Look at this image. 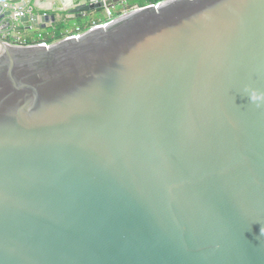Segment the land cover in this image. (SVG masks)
<instances>
[{
    "label": "water",
    "instance_id": "95a60500",
    "mask_svg": "<svg viewBox=\"0 0 264 264\" xmlns=\"http://www.w3.org/2000/svg\"><path fill=\"white\" fill-rule=\"evenodd\" d=\"M31 1L0 2V264H264V0L7 44L110 0Z\"/></svg>",
    "mask_w": 264,
    "mask_h": 264
},
{
    "label": "rangeland",
    "instance_id": "374dc122",
    "mask_svg": "<svg viewBox=\"0 0 264 264\" xmlns=\"http://www.w3.org/2000/svg\"><path fill=\"white\" fill-rule=\"evenodd\" d=\"M156 1L158 3L160 2L158 0H110L107 2V7L114 14V17L112 19H118L119 17L130 12L131 10L141 8L150 4H155L157 3ZM105 11L107 12L106 9ZM97 14L99 15H95L93 17H89L90 15L88 14L89 16H86L83 21H77L75 23H67V24L64 23V18H63L64 15L66 14L64 13L58 14L57 15L58 22L52 24L51 27L49 26V28L47 27L44 31L41 30V27H36V26L32 27L34 31L39 32V34L34 33V34H30L29 36L13 35L10 38V40L12 41L17 40L19 42L18 46H26V45L42 44V43H46V44L54 43L66 39L70 36L78 35L79 32L75 31L73 27L74 28H76V26L82 27L85 26V24L92 25V23L94 22L96 23V25H99L109 21L105 18L104 9L102 11H99ZM84 21H86L87 23L83 24ZM87 30H84L82 32L85 31L87 32ZM38 35H42L41 40L40 38H38ZM12 45L15 44L12 43Z\"/></svg>",
    "mask_w": 264,
    "mask_h": 264
},
{
    "label": "built area",
    "instance_id": "2783aa9c",
    "mask_svg": "<svg viewBox=\"0 0 264 264\" xmlns=\"http://www.w3.org/2000/svg\"><path fill=\"white\" fill-rule=\"evenodd\" d=\"M158 1H160L159 3H162V2H164L166 0H158ZM159 3H157L156 5H158ZM21 4H22L21 2L17 3V7H20ZM4 5H5V7H8V4L7 3H5ZM29 8H31V6L29 5V2H28V6L24 10L23 9H19V10H15L13 12V14L11 16L12 19L14 21H16V22H19V20H20L21 17H23L25 15H31L32 13H34ZM105 9L107 10V12L105 11ZM104 14H105V18L107 20H109L108 22H105V23H102V24H99V25H96V23L94 22V23H92V25L91 24H85L86 27L85 26H82V27L81 26H79V27L76 26V28L73 27V29L75 31H78L79 34L78 35H74V36H70V37H76V36L83 35L86 32V31L85 32H82L84 30H87V29L88 30H91L92 28L98 27V26H106V25H108V24H110V23H112L113 21L116 20V19H112L114 17V14L107 7V4H106V6L104 8ZM86 15L87 14H82V15H68V14H66L63 17L64 18V23L67 24V23H75L77 21H82V20L85 19ZM75 16H77V17H75ZM10 38H11V34H7V35H3L2 36V40L4 42H6L7 44L12 45V43H14L15 45H13V46H18L19 45V42L17 40H13L12 41V40H10ZM0 51H1V47H0Z\"/></svg>",
    "mask_w": 264,
    "mask_h": 264
},
{
    "label": "crops",
    "instance_id": "0c3cea01",
    "mask_svg": "<svg viewBox=\"0 0 264 264\" xmlns=\"http://www.w3.org/2000/svg\"><path fill=\"white\" fill-rule=\"evenodd\" d=\"M3 0H0V2H2ZM31 0H26V2L28 3V2H30ZM48 0H46V1H41V0H34V1H31V3H32V6H34V8L35 9H37L36 7H42L43 5H47V2ZM6 2V1H5ZM49 26L51 27V25H48L47 27L49 28ZM46 27V28H47ZM45 28V29H46ZM45 29H42L41 28V30L42 31H44ZM39 34V32H35L34 31V29L32 28L31 30H29V31H23V32H20V33H12L11 34V37L13 36V35H17V36H29L30 34ZM42 35H38V37H41Z\"/></svg>",
    "mask_w": 264,
    "mask_h": 264
},
{
    "label": "flooded vegetation",
    "instance_id": "af4514ba",
    "mask_svg": "<svg viewBox=\"0 0 264 264\" xmlns=\"http://www.w3.org/2000/svg\"><path fill=\"white\" fill-rule=\"evenodd\" d=\"M79 1H82V0H79ZM103 10V9H102ZM102 10H98L96 13H94L92 16H89L88 14L86 15V16H89V17H93V16H95V15H99V14H97L99 11H102ZM65 14V13H64ZM90 19V18H89ZM83 21V20H82ZM57 22H58V18H57ZM85 23H87L86 21H84V23L83 24H85Z\"/></svg>",
    "mask_w": 264,
    "mask_h": 264
},
{
    "label": "trees",
    "instance_id": "16d2710c",
    "mask_svg": "<svg viewBox=\"0 0 264 264\" xmlns=\"http://www.w3.org/2000/svg\"><path fill=\"white\" fill-rule=\"evenodd\" d=\"M157 2V1H156ZM158 3V2H157ZM157 3H155V4H157ZM38 38H40V40L42 39V36L41 37H38ZM39 43H41V42H39ZM33 45V44H32Z\"/></svg>",
    "mask_w": 264,
    "mask_h": 264
},
{
    "label": "bare ground",
    "instance_id": "6f19581e",
    "mask_svg": "<svg viewBox=\"0 0 264 264\" xmlns=\"http://www.w3.org/2000/svg\"><path fill=\"white\" fill-rule=\"evenodd\" d=\"M75 17H77V16H75Z\"/></svg>",
    "mask_w": 264,
    "mask_h": 264
}]
</instances>
